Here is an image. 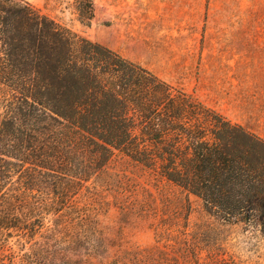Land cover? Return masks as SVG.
<instances>
[{
	"label": "trees",
	"instance_id": "trees-1",
	"mask_svg": "<svg viewBox=\"0 0 264 264\" xmlns=\"http://www.w3.org/2000/svg\"><path fill=\"white\" fill-rule=\"evenodd\" d=\"M0 237L33 239L116 154L264 235V138L23 0H0Z\"/></svg>",
	"mask_w": 264,
	"mask_h": 264
},
{
	"label": "rangeland",
	"instance_id": "rangeland-1",
	"mask_svg": "<svg viewBox=\"0 0 264 264\" xmlns=\"http://www.w3.org/2000/svg\"><path fill=\"white\" fill-rule=\"evenodd\" d=\"M264 138V0H23ZM0 114V126H1ZM0 264H264V235L116 154Z\"/></svg>",
	"mask_w": 264,
	"mask_h": 264
}]
</instances>
